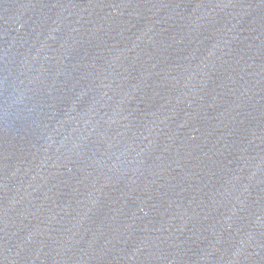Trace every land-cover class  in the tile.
I'll return each mask as SVG.
<instances>
[{
    "label": "water",
    "instance_id": "obj_1",
    "mask_svg": "<svg viewBox=\"0 0 264 264\" xmlns=\"http://www.w3.org/2000/svg\"><path fill=\"white\" fill-rule=\"evenodd\" d=\"M0 264H264V0H0Z\"/></svg>",
    "mask_w": 264,
    "mask_h": 264
}]
</instances>
